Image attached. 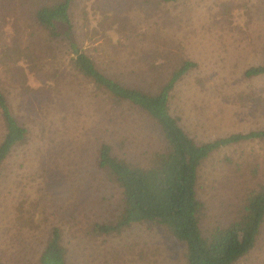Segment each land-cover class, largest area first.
Here are the masks:
<instances>
[{
	"label": "rangeland",
	"instance_id": "374dc122",
	"mask_svg": "<svg viewBox=\"0 0 264 264\" xmlns=\"http://www.w3.org/2000/svg\"><path fill=\"white\" fill-rule=\"evenodd\" d=\"M53 1L0 0V90L27 131L0 164V264H39L55 225L69 264H184V245L163 226L91 232L120 210V190L94 165L99 144L145 164L162 139L147 116L114 107L72 70L68 44L50 39L32 16ZM69 16L78 47L126 85L154 91L189 60L169 113L196 142L264 130V75L245 76L264 65V0H71ZM258 185L264 140L212 151L196 185L202 229L233 219ZM235 264H264V224Z\"/></svg>",
	"mask_w": 264,
	"mask_h": 264
},
{
	"label": "trees",
	"instance_id": "16d2710c",
	"mask_svg": "<svg viewBox=\"0 0 264 264\" xmlns=\"http://www.w3.org/2000/svg\"><path fill=\"white\" fill-rule=\"evenodd\" d=\"M175 1V0H162ZM71 0H54L38 6L32 16L46 35L68 44L69 64L82 78L109 97L114 107L129 105L156 125L161 147L152 151L145 164L132 163L102 142L94 160L103 178L120 190V210L110 221L94 223V234L120 232L132 223L150 222L166 228L184 245V264H235L252 251L264 224V186L258 185L239 204L233 219L205 230L201 227L204 203L197 196L198 170L204 159L219 147L242 141H263L264 130L235 133L213 141L198 143L169 113V98L176 83L193 65L185 60L172 77L154 91L129 86L107 76L95 60L78 47L69 16ZM264 53V48H263ZM34 56L30 54L28 60ZM49 75V74H47ZM264 75V65L250 67L246 77ZM23 77L22 72L19 74ZM41 76V75H40ZM52 82V76H44ZM0 119L4 134L0 140V164L12 147L26 137V128L12 114L0 90ZM91 183V182H90ZM61 227L53 226L38 257L39 264H69L67 250L61 243Z\"/></svg>",
	"mask_w": 264,
	"mask_h": 264
}]
</instances>
